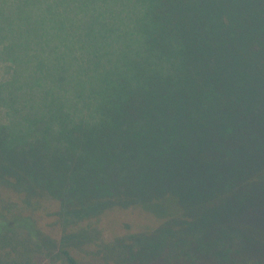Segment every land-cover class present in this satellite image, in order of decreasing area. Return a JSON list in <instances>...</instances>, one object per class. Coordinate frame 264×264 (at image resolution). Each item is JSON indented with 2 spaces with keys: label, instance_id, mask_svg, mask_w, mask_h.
<instances>
[{
  "label": "trees",
  "instance_id": "obj_1",
  "mask_svg": "<svg viewBox=\"0 0 264 264\" xmlns=\"http://www.w3.org/2000/svg\"><path fill=\"white\" fill-rule=\"evenodd\" d=\"M0 5L11 15L35 9L49 17L43 24H71L68 36L59 25L62 66L45 78L51 89L38 77L22 80L30 68L12 80L9 20L0 24V194L26 193L20 209L0 198V264H82L43 229L33 198L51 193L62 213L93 207L94 196L125 188L133 162L140 171L128 188L138 206L157 219L188 218L180 232L188 245L165 264H264V0ZM64 72L84 80L60 84ZM76 215L66 212L62 225ZM198 215L224 218L229 237L193 238ZM18 232L38 260L21 258ZM140 241L149 254L158 248ZM136 251H123L122 263Z\"/></svg>",
  "mask_w": 264,
  "mask_h": 264
},
{
  "label": "rangeland",
  "instance_id": "obj_2",
  "mask_svg": "<svg viewBox=\"0 0 264 264\" xmlns=\"http://www.w3.org/2000/svg\"><path fill=\"white\" fill-rule=\"evenodd\" d=\"M10 13L0 5V24L3 17H5L9 20L10 25L6 35V44L13 47L8 65L11 74L15 73L16 70L30 68L25 72L22 80L32 83L38 77L42 79V82H45L43 88L51 89L54 84H49L45 78L48 73H54L62 66L61 42L58 41L59 25L62 26L68 36L71 31L70 21L66 19L63 23L43 24L50 20L49 17L42 15L35 9L29 10L23 7L20 9L19 14L11 15ZM68 46L69 38L66 37L65 48ZM19 72L12 75V80ZM72 76L78 77L81 81L84 80L80 77V74L64 72L60 84H69V79ZM48 99H50V96ZM133 165L135 171L125 174L128 176L123 178L122 183H126L125 188L119 186V189L110 196H94L91 200L96 202V205L93 207L66 210V212H75L77 215L65 225H62L61 217L66 212L62 213L60 211L62 205L60 206L57 197H54L51 193L50 195L46 193L33 198V201L38 205L39 215L43 216L41 221L43 229L53 235V237L51 236L53 240L63 241L62 244L69 248L82 264H123V258L125 257L123 251H129L132 246L137 251L133 253L131 260L125 264H165L168 260L178 262L182 256L180 254L182 247L188 245L189 241H186L185 236H189V234L183 235L184 232L180 234L183 227L188 223L187 217L181 215V217L174 219H157L138 206L139 200L133 197L137 196L136 189L128 188V186L133 187L137 182L135 174L140 171L136 170L137 164L135 162H133ZM163 169L169 173L174 171V167L170 165H163ZM116 173L120 174L119 170ZM157 193L154 194L157 195ZM4 195L6 196L4 197ZM2 197V201L5 200L4 205L8 206L9 203L18 202V209H20L22 201L26 198V193L21 192L14 195L1 192L0 198ZM185 202L187 207L191 204L188 199H185ZM197 208V203L192 205L190 208L191 215H197L199 210ZM60 213L62 214L61 217ZM205 215H198L194 218L195 221L193 219L192 225L193 222H196L194 226L196 228L192 230L193 238L207 239L218 231H220V237H229V234L224 231V226H226L223 222L224 218L215 215L206 219ZM211 219L214 220L211 221ZM203 220L207 221L205 226H202ZM202 227H204V231ZM87 231H91L93 235L84 241L80 242L78 237L75 239L72 236ZM179 235V239L176 240V236ZM17 237V249L21 251V258H28V253H30V258L38 260L37 257L39 256L34 252V247H31L29 252L25 251L24 241L22 240H25L24 234L18 232ZM142 238L149 242L159 243L158 248L154 250V254H149L146 247L142 249L138 246ZM58 241L57 244H59ZM26 243L29 245L28 242ZM8 248L11 250V247H7L3 251L4 254ZM137 253H142V255L136 256ZM10 254L9 258H15V251L12 250Z\"/></svg>",
  "mask_w": 264,
  "mask_h": 264
}]
</instances>
